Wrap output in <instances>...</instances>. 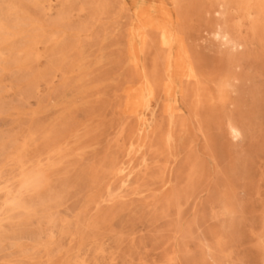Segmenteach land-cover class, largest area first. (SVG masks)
<instances>
[{"label":"rangeland","instance_id":"obj_1","mask_svg":"<svg viewBox=\"0 0 264 264\" xmlns=\"http://www.w3.org/2000/svg\"><path fill=\"white\" fill-rule=\"evenodd\" d=\"M0 264H264V0H0Z\"/></svg>","mask_w":264,"mask_h":264}]
</instances>
